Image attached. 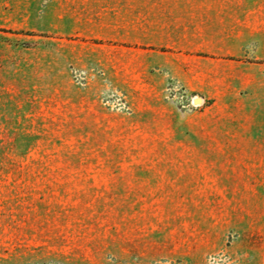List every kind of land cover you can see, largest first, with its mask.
<instances>
[{"label":"rangeland","instance_id":"rangeland-1","mask_svg":"<svg viewBox=\"0 0 264 264\" xmlns=\"http://www.w3.org/2000/svg\"><path fill=\"white\" fill-rule=\"evenodd\" d=\"M200 1L0 0V264H165L167 114L192 105L176 65L197 24L176 18ZM231 1L260 62L264 0Z\"/></svg>","mask_w":264,"mask_h":264},{"label":"crops","instance_id":"crops-1","mask_svg":"<svg viewBox=\"0 0 264 264\" xmlns=\"http://www.w3.org/2000/svg\"><path fill=\"white\" fill-rule=\"evenodd\" d=\"M231 2L201 0L198 12L176 18L197 24L183 26L189 59L176 65L193 106L167 114L165 264H205L217 252L264 264V59L249 61L256 15L224 13ZM232 21L241 30L224 23Z\"/></svg>","mask_w":264,"mask_h":264},{"label":"built area","instance_id":"built-area-1","mask_svg":"<svg viewBox=\"0 0 264 264\" xmlns=\"http://www.w3.org/2000/svg\"><path fill=\"white\" fill-rule=\"evenodd\" d=\"M232 261L233 259L226 253H218L210 256L206 264H233Z\"/></svg>","mask_w":264,"mask_h":264}]
</instances>
